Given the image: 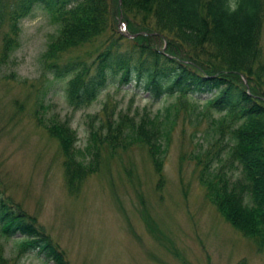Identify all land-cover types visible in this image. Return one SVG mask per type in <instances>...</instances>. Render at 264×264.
<instances>
[{"label":"rangeland","instance_id":"1","mask_svg":"<svg viewBox=\"0 0 264 264\" xmlns=\"http://www.w3.org/2000/svg\"><path fill=\"white\" fill-rule=\"evenodd\" d=\"M4 1L6 6L0 3L4 13L0 22V198L44 229L64 263L264 264V245L227 221L200 182V171L211 154L221 144L225 145L221 151L231 146L229 127L219 136L216 125L234 126L224 121L223 112L200 107L206 95L196 102L181 96L154 100L134 82L120 84L114 78L89 106L75 109L64 96L66 80L48 74L47 65L53 62L74 60L94 68L114 26L127 35L126 21L116 20L117 0H97L98 30L73 43L54 39L55 26L41 10L22 20L19 35L10 41V0ZM125 5L126 17L134 18L136 26L153 21L127 0ZM261 24L260 52L248 82L264 100V13ZM156 38H151L152 46L161 49L172 41ZM167 104L173 118L169 145L159 163L145 143L133 142L132 131L126 142L90 140L93 130L112 134L107 118L124 131L128 126L131 130L144 114ZM239 112L234 109L232 116L238 117ZM254 116L251 121L257 130L264 129V113ZM213 118H218L215 123ZM67 126L71 135L64 130ZM68 136L76 140L68 142L69 162L62 142ZM225 166L235 179L240 176L239 165L226 162ZM10 236L0 235V264L58 262L49 252H37L32 238Z\"/></svg>","mask_w":264,"mask_h":264},{"label":"trees","instance_id":"2","mask_svg":"<svg viewBox=\"0 0 264 264\" xmlns=\"http://www.w3.org/2000/svg\"><path fill=\"white\" fill-rule=\"evenodd\" d=\"M98 1L10 0L8 39L17 38L21 21L41 10L55 26L54 39L64 43L86 40L99 27L95 12L100 10ZM127 1L138 12L150 14L153 21L142 24L143 28L140 24L136 26L137 21L130 18L132 25L126 17V0H117L116 20L121 18L126 21L125 33H143L126 36L114 26L113 34L97 55V61L93 62L94 68L91 64L87 67L74 60L53 62L47 65L48 74L66 80L64 96L75 109L89 106L106 88L108 81L114 78L120 84L134 82L154 100L181 96L196 102L199 96L206 95L200 107L208 108L210 113L223 112L224 121L233 122L234 126H223L224 122L216 125L219 136L224 128L229 127L227 142L231 146L221 151L225 147L221 144L222 148L211 154L204 164L209 172L200 171V182L207 189L209 200L227 221L244 235L264 245V129L257 130L251 121L255 120L256 113H264V100L248 82V75L254 72L253 62L260 52L264 0ZM0 3L7 5L4 0ZM233 4L235 10H232ZM1 9L0 22L4 15ZM166 18L172 26L166 23ZM154 31L162 35H156ZM148 34H152L151 38L155 41L156 37L172 41L170 44L166 41V48H156L152 46ZM169 108L170 104H167L152 114H144L136 125L131 126V130L128 126L125 131L120 124H114L107 118V127L112 134L108 137L106 132H102L101 136L99 130H93L90 140L96 139L100 143L108 140L113 144L126 142L131 135L128 132L132 131L130 137L133 142L145 143L151 154L158 157L159 163L160 154L169 145L168 132L173 118ZM234 109H240L236 118L232 116ZM240 115H246L249 120ZM214 119L215 123L218 118ZM64 130L69 135L71 130L68 126ZM69 139V136L62 139L64 152L69 156L68 162L71 158L68 142L76 141ZM208 153L206 151L204 155ZM226 162L239 165L240 176L235 179L234 172L230 175L232 170L226 169ZM3 234L32 238L31 245L37 252L41 255L49 252L58 259L55 264H65L44 229L0 198V235Z\"/></svg>","mask_w":264,"mask_h":264},{"label":"clouds","instance_id":"3","mask_svg":"<svg viewBox=\"0 0 264 264\" xmlns=\"http://www.w3.org/2000/svg\"><path fill=\"white\" fill-rule=\"evenodd\" d=\"M232 10H235V5L234 4L232 5Z\"/></svg>","mask_w":264,"mask_h":264}]
</instances>
